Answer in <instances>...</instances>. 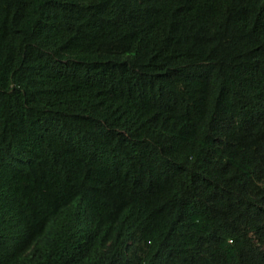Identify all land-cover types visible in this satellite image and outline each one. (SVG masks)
Here are the masks:
<instances>
[{
	"label": "trees",
	"instance_id": "obj_1",
	"mask_svg": "<svg viewBox=\"0 0 264 264\" xmlns=\"http://www.w3.org/2000/svg\"><path fill=\"white\" fill-rule=\"evenodd\" d=\"M0 264H264V0H0Z\"/></svg>",
	"mask_w": 264,
	"mask_h": 264
},
{
	"label": "clouds",
	"instance_id": "obj_2",
	"mask_svg": "<svg viewBox=\"0 0 264 264\" xmlns=\"http://www.w3.org/2000/svg\"><path fill=\"white\" fill-rule=\"evenodd\" d=\"M33 246H31V248H32Z\"/></svg>",
	"mask_w": 264,
	"mask_h": 264
}]
</instances>
